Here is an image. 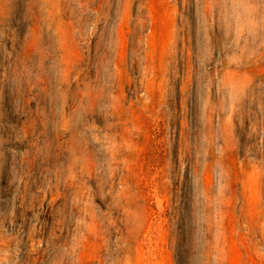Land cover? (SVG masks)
Returning <instances> with one entry per match:
<instances>
[{
  "label": "rangeland",
  "instance_id": "obj_1",
  "mask_svg": "<svg viewBox=\"0 0 264 264\" xmlns=\"http://www.w3.org/2000/svg\"><path fill=\"white\" fill-rule=\"evenodd\" d=\"M0 264H264V0H0Z\"/></svg>",
  "mask_w": 264,
  "mask_h": 264
}]
</instances>
